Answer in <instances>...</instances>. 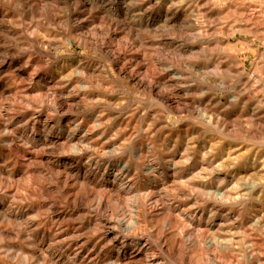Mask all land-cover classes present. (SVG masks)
Masks as SVG:
<instances>
[{"label":"clouds","instance_id":"9594fccd","mask_svg":"<svg viewBox=\"0 0 264 264\" xmlns=\"http://www.w3.org/2000/svg\"><path fill=\"white\" fill-rule=\"evenodd\" d=\"M0 264H264V0H0Z\"/></svg>","mask_w":264,"mask_h":264}]
</instances>
